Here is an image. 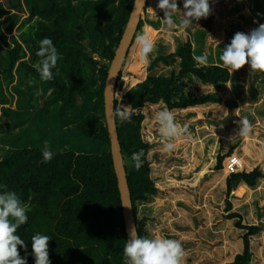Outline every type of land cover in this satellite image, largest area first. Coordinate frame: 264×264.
I'll return each mask as SVG.
<instances>
[{
    "label": "trees",
    "instance_id": "obj_1",
    "mask_svg": "<svg viewBox=\"0 0 264 264\" xmlns=\"http://www.w3.org/2000/svg\"><path fill=\"white\" fill-rule=\"evenodd\" d=\"M152 1L157 5L158 0ZM23 2L28 7V13L23 9L21 11L22 7H16V3L13 5L11 0L6 1L5 5L0 0V39L8 32V38L12 41L11 48L7 50L4 70L0 73L6 85L14 83L16 96L19 97L28 99L22 86L28 87L30 77L38 79L42 89L38 96H30L31 100L39 96L44 98L50 89L43 106L38 108L36 104L37 112L41 111L44 116L58 121L61 135L67 139L60 144V148L51 150L54 153L52 160L43 163L41 150L44 145L40 144L38 148L37 143L28 138V128L22 136L6 139L0 125L3 138L0 145V184L16 192L28 209V221L16 233L24 240L26 247L18 245V253L26 258L27 264H34L31 237L41 233L51 237L48 241L51 264H123V247L127 237L105 123L103 89L107 68L134 0ZM145 23L153 24L145 18L140 19L134 38L144 33L142 27ZM16 25L18 34H13ZM206 33L197 31L195 40L203 44ZM45 37L52 40L59 55L50 81L40 80L33 67L40 59L36 55L38 42ZM195 51L191 41L184 36L173 53L131 72L129 76L133 85L123 94V98L129 111L134 114L130 119L116 117L137 234L141 237H145L146 233L142 227L144 219L137 220V206L157 193L147 160L150 146L141 137L144 105L162 100L169 109H186L218 103L220 97L216 93L195 96L194 80L211 84L216 89L222 88L229 80V70L221 64L198 65L194 60ZM26 52H29L27 56ZM158 61H163L167 66L178 61V70H172L167 76L146 74L144 77L145 72ZM28 90L36 91L32 88ZM25 104L19 103L16 108L20 109L21 105L25 108ZM114 108L116 111V99ZM1 110L9 114L11 120L15 118V124L26 120L25 115L19 114H26L25 109L20 112L3 106ZM19 140L32 141L35 146H20L17 144ZM139 150L144 153L143 166L136 170L131 154ZM224 157L218 155L217 169H221ZM263 176L258 168L230 174L226 180V195L241 182L255 186ZM242 189L243 186L239 191ZM226 203L227 209H230L231 203L228 200ZM236 216H239L238 213L229 217ZM237 226L247 229L243 236L244 249L228 264H249L252 258L249 237L257 234L259 229L254 225L244 226L239 221Z\"/></svg>",
    "mask_w": 264,
    "mask_h": 264
},
{
    "label": "rangeland",
    "instance_id": "obj_2",
    "mask_svg": "<svg viewBox=\"0 0 264 264\" xmlns=\"http://www.w3.org/2000/svg\"><path fill=\"white\" fill-rule=\"evenodd\" d=\"M6 1L9 0H1L4 5ZM11 2L28 13L23 0ZM177 7L173 16L175 23L168 27L163 23V10L152 0L147 1L141 19L145 18L153 24L150 26L145 23L142 29L154 41V49L149 54V62L144 64L138 58V46L136 38L134 39L116 88L117 118H123L122 111L130 110L123 98V94L133 85L130 73L142 65L147 67L161 56L173 53L182 37H187L196 48L195 57L207 54L208 63L222 65L218 57L233 35L236 32L247 33L259 23H264V15H258L264 14V0H210L209 16L194 21L187 28L180 27L182 0H177ZM5 12L8 15L7 9ZM15 31L17 25L13 27L12 33ZM29 31L31 32V28ZM197 31L207 32L203 44L195 40ZM9 35L7 32L4 39H0V72L4 70L7 50L12 45ZM5 37L8 39L5 40ZM86 51L89 49L86 48ZM28 54L26 52V56ZM92 56L97 59V56ZM172 70H178V61L169 66L158 61L152 69L145 72L144 77L146 74L167 76ZM228 70L229 80L220 89L198 79L193 83L195 96L216 93L220 97L218 103L169 109L162 100H158L153 104L146 103L143 107L141 137L150 146L147 160L157 193L145 203L138 204L137 220L144 219L142 227L146 238L162 236L179 240L184 249L181 264L232 262L235 255L243 251V236L247 232V229L237 226L238 221L244 226H258V233L249 237V249L252 252L249 264H264V176L258 179L255 186L250 187L241 182L226 195V180L230 174L254 168L264 174V74H251L247 64L232 73ZM29 81L28 87L22 86L28 98L26 99L16 96L14 83L6 85L0 73L2 134L6 139L11 136L17 138L28 128V138L35 141L38 148L41 147L40 144H47L50 150L58 149L67 139L61 135V125L50 116H44L41 111L37 112L51 90L46 91L44 98L39 96L31 100L42 89L38 79L30 77ZM23 102L26 103L25 108L21 105L17 109L16 106ZM3 106L19 111L25 109L26 114H19L25 115L27 121L23 119L21 123L15 124V118L11 120L9 114L1 110ZM163 109L172 111L178 125H187L189 133L174 139L172 142L176 148L169 153L163 151L159 125L154 121L155 113ZM241 117L249 120L252 130L247 136H234ZM1 138L0 135V145L3 144ZM28 140H19L17 144L34 147L35 144ZM218 155H225L221 169L216 168ZM231 158L236 163L233 172L227 166ZM242 186L243 189L239 191ZM226 200L231 203L230 209H227ZM233 213H238L239 216L229 217Z\"/></svg>",
    "mask_w": 264,
    "mask_h": 264
},
{
    "label": "clouds",
    "instance_id": "obj_3",
    "mask_svg": "<svg viewBox=\"0 0 264 264\" xmlns=\"http://www.w3.org/2000/svg\"><path fill=\"white\" fill-rule=\"evenodd\" d=\"M143 2V0H142ZM157 7L163 10V23L171 27L173 18L178 9L177 0H158ZM180 27L187 28L194 21L207 18L211 12L210 0H182ZM180 9V8H179ZM264 15V14H258ZM138 58L147 64L149 54L154 49V41L148 33L136 36ZM36 55L40 58L33 67L42 81L53 79L52 69L56 67L59 55L57 48L48 37L38 42ZM222 66L234 70L247 64L251 74H264V23H259L256 28L247 33L236 32L230 41L223 46V51L218 57ZM200 66H207V54L194 57ZM153 104V103H151ZM134 113L122 111L123 118L130 119ZM154 121L159 125L158 132L165 153L173 152L176 145L174 139L188 135V126H180L176 122L172 111L163 109L154 115ZM238 129L234 136H247L252 126L246 117L239 119ZM42 151V162L52 160L54 153L46 144ZM143 150L133 152L131 161L133 167L139 170L143 166ZM27 207L22 203L16 192L7 190L0 184V264H27V260L18 253L17 246L25 248L24 240L17 235V229L28 221ZM50 236L36 233L31 237L32 255L34 264H51L48 255V241ZM184 258V249L179 240L162 236L154 238L141 237L134 227L129 228V238L123 247V264H181Z\"/></svg>",
    "mask_w": 264,
    "mask_h": 264
},
{
    "label": "water",
    "instance_id": "obj_4",
    "mask_svg": "<svg viewBox=\"0 0 264 264\" xmlns=\"http://www.w3.org/2000/svg\"><path fill=\"white\" fill-rule=\"evenodd\" d=\"M148 0H134L133 6L127 20V23L122 32L119 43L115 49L113 58L107 68L105 84L103 89L104 116L110 142V153L112 158L113 169L117 179L118 190L120 194L122 214L125 224V233L129 238V228H136V220L134 217L133 206L128 187L124 160L121 153L120 143L116 127V111L114 108L116 88L119 81L122 66L125 58L132 47L135 33L141 19L142 10L146 7Z\"/></svg>",
    "mask_w": 264,
    "mask_h": 264
},
{
    "label": "built area",
    "instance_id": "obj_5",
    "mask_svg": "<svg viewBox=\"0 0 264 264\" xmlns=\"http://www.w3.org/2000/svg\"><path fill=\"white\" fill-rule=\"evenodd\" d=\"M233 158H231V160H229L227 162V166L228 168H230V170H232V172L234 171V168L236 167V163L234 162V160H232ZM240 164V163H237Z\"/></svg>",
    "mask_w": 264,
    "mask_h": 264
},
{
    "label": "crops",
    "instance_id": "obj_6",
    "mask_svg": "<svg viewBox=\"0 0 264 264\" xmlns=\"http://www.w3.org/2000/svg\"><path fill=\"white\" fill-rule=\"evenodd\" d=\"M24 3V2H23ZM25 4V3H24ZM14 34H18V32L17 31H15V33Z\"/></svg>",
    "mask_w": 264,
    "mask_h": 264
}]
</instances>
